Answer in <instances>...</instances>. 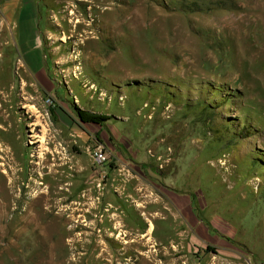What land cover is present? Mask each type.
Listing matches in <instances>:
<instances>
[{"label": "rangeland", "instance_id": "1", "mask_svg": "<svg viewBox=\"0 0 264 264\" xmlns=\"http://www.w3.org/2000/svg\"><path fill=\"white\" fill-rule=\"evenodd\" d=\"M30 5L22 42L0 0V264H264V0Z\"/></svg>", "mask_w": 264, "mask_h": 264}, {"label": "crops", "instance_id": "2", "mask_svg": "<svg viewBox=\"0 0 264 264\" xmlns=\"http://www.w3.org/2000/svg\"><path fill=\"white\" fill-rule=\"evenodd\" d=\"M18 1L21 3V9H19L16 12L18 15H17V18H16V15H15V18L18 21L17 22H14L13 25H14V27L17 28V36L19 37L20 41H22V42H28V40H25L24 38L22 39V37H25L26 35H24V33L21 32V28H22L23 25L30 26V28L33 30L30 34L33 35V38L34 37H37L38 38V33H39L38 22H37L38 13H37V10L36 9H35V13H34V9H31L30 8V6H31L30 5V0L29 1H27V0H18ZM27 6L29 8L30 13L28 14V19L25 20V17L26 16H24V12H25ZM31 10L33 12H31ZM21 19L23 20V22L20 21Z\"/></svg>", "mask_w": 264, "mask_h": 264}, {"label": "bare ground", "instance_id": "3", "mask_svg": "<svg viewBox=\"0 0 264 264\" xmlns=\"http://www.w3.org/2000/svg\"><path fill=\"white\" fill-rule=\"evenodd\" d=\"M3 81V80H2ZM8 81V80H7ZM5 82V81H4ZM3 83V82H2ZM9 83V82H8ZM5 85V84H4ZM3 85H1V81H0V89H1V87H2ZM6 86V85H5ZM3 90H4V92L5 91H7L8 90V88L7 87H4L3 88ZM1 91V90H0ZM4 94V93H3ZM0 95H1V93H0ZM6 96V95H5ZM7 98V97H6ZM5 98V99H6ZM4 102H6L5 100H4ZM4 105V104H3ZM5 106V105H4ZM4 106H2L3 108H4ZM1 108V107H0ZM6 108V107H5ZM2 114V113H1ZM7 114V113H6ZM5 115V114H4ZM3 116V115H2ZM7 117V116H6ZM7 120V119H6ZM16 151V150H15ZM13 153H14V151H13ZM18 155V154H17ZM18 157V156H17ZM17 157L16 156H14V158H15V160L17 159ZM14 160V159H13ZM53 167V166H52ZM63 167V165L62 164H60V165H58V169H61ZM54 169H55V167H54ZM57 172V171H56ZM40 175H41V173H40ZM51 175V174H50ZM53 175V174H52ZM44 176V175H43ZM42 177V176H41ZM49 177H52V176H49ZM40 183V182H39ZM45 184V183H44ZM44 184H43V186H44ZM69 185V184H68ZM69 187V186H68ZM60 191V190H59ZM103 192V191H102ZM47 193V192H46ZM59 193V192H58ZM57 194V193H56ZM43 196H42V193L41 194H38L37 196H36V198H42ZM48 197V196H47ZM74 213V212H73ZM117 224V223H116ZM219 262V261H218ZM235 262V261H234Z\"/></svg>", "mask_w": 264, "mask_h": 264}, {"label": "built area", "instance_id": "4", "mask_svg": "<svg viewBox=\"0 0 264 264\" xmlns=\"http://www.w3.org/2000/svg\"><path fill=\"white\" fill-rule=\"evenodd\" d=\"M101 156H99L98 158H100ZM104 159V158H103Z\"/></svg>", "mask_w": 264, "mask_h": 264}]
</instances>
